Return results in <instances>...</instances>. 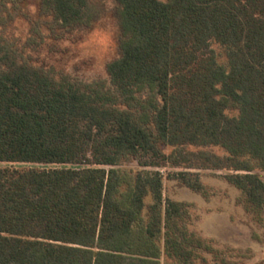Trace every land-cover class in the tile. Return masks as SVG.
I'll return each instance as SVG.
<instances>
[{
    "label": "trees",
    "instance_id": "1",
    "mask_svg": "<svg viewBox=\"0 0 264 264\" xmlns=\"http://www.w3.org/2000/svg\"><path fill=\"white\" fill-rule=\"evenodd\" d=\"M105 2L106 79L43 59ZM0 163L63 166L0 168V264H264L175 196L264 246V0H0Z\"/></svg>",
    "mask_w": 264,
    "mask_h": 264
},
{
    "label": "rangeland",
    "instance_id": "2",
    "mask_svg": "<svg viewBox=\"0 0 264 264\" xmlns=\"http://www.w3.org/2000/svg\"><path fill=\"white\" fill-rule=\"evenodd\" d=\"M105 5V15L92 29L77 31L65 37L64 41L49 46V50L43 52V59L86 81L106 79V65L118 57L119 51L118 27L112 17L114 6L110 2H105ZM4 167L50 169L63 166L0 163V168ZM160 171L166 172L165 169ZM175 196L179 200L196 204L197 212L202 217L199 228L206 236L235 247L251 248L255 252V261L264 262V246L252 241L249 228L238 222L239 214L234 215L237 223L230 220L233 212L227 201L224 200L222 204L215 201L208 206L199 197L184 189H179ZM219 207L224 211L219 210Z\"/></svg>",
    "mask_w": 264,
    "mask_h": 264
}]
</instances>
